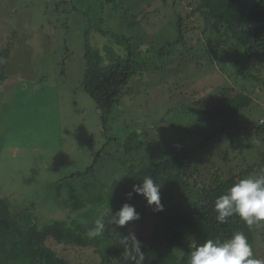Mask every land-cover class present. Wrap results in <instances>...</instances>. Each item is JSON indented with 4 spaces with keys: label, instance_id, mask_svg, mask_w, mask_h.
Returning <instances> with one entry per match:
<instances>
[{
    "label": "rangeland",
    "instance_id": "1",
    "mask_svg": "<svg viewBox=\"0 0 264 264\" xmlns=\"http://www.w3.org/2000/svg\"><path fill=\"white\" fill-rule=\"evenodd\" d=\"M198 1L114 0L113 6L101 0H0V68L8 49L0 84V198L12 214L23 210L38 227L53 219L88 223L130 162L153 164L186 151L211 183L215 173L239 174L264 154V136L256 133L264 123V66L248 59L227 30L205 31ZM179 18L184 41L156 58L145 53L178 38ZM85 41L98 51L90 60L102 66L125 57L128 45L141 51L138 62L149 58L128 81L105 128L81 85ZM232 88L252 98L233 119L241 131L201 148L202 133L212 129L211 122L201 121V111L220 106ZM98 153L92 171L71 177L91 170ZM89 192L103 199L79 207L77 200L70 203L72 195ZM194 192L178 185L164 211L172 212ZM149 214L144 223L129 222L132 234L152 231ZM183 232L177 260L193 242L194 233ZM262 235L253 246L258 259H264ZM47 245L68 264H100L93 248H64L51 240Z\"/></svg>",
    "mask_w": 264,
    "mask_h": 264
},
{
    "label": "trees",
    "instance_id": "2",
    "mask_svg": "<svg viewBox=\"0 0 264 264\" xmlns=\"http://www.w3.org/2000/svg\"><path fill=\"white\" fill-rule=\"evenodd\" d=\"M101 3L114 6V0H101ZM198 10L206 23L205 31L218 35L221 31L227 30L248 59H255L264 66V0H199ZM182 22L183 20L179 18L178 38L172 43H165V51L161 47L158 50L148 49L145 53L152 52L156 58L168 51L166 47L170 48L173 44L183 42L185 37L183 31L186 29L180 27ZM130 25L133 26L134 22ZM124 40L127 44L131 41L127 37ZM125 51V57L117 58L114 62L102 66L90 60V54L97 55L98 51L93 50L85 41V70L81 85L83 91L94 101L103 128L106 127L114 106L118 105L120 95L128 90L130 78L141 64L146 65L149 62L148 57L143 58L142 63L138 62L137 57L139 58L141 51H134L130 45ZM7 58L8 49L1 56L3 64L0 68V84L4 80L2 70ZM226 90L227 88L221 89V91ZM231 90L233 95L226 98L220 106L201 111V121L212 123V129L202 133L205 140L201 148H204L205 143L210 140L222 139L224 136H229V132L241 131L233 119L242 109L249 107L252 98L235 88ZM256 133L264 136V123L257 126ZM100 154L98 153L94 158L93 165L90 166L91 170L87 168L83 172L72 174L71 177H81L92 171ZM255 160L239 174L229 172L228 176L223 178L221 174L215 173L211 183L204 182L198 166L193 167L186 151L177 152L172 157H164L153 164L137 165L130 162L123 174L109 188L106 204L108 203L112 212L105 216L104 231L96 238H88L86 235L87 230L93 226L94 220L88 223L66 224L63 219H53L43 222L45 224L38 227L28 223L27 220L31 217L23 210L12 214L9 204L0 198V264H68L47 245L48 240L64 248L70 246L93 248L101 258L100 264H136L130 255L126 254V249L131 251L134 246L129 223L120 227L110 222L112 215L125 203L134 206L140 214V219L135 222L144 223L149 217V209V215L153 219V229L147 236L141 233L135 234L142 244L144 260L141 264H188L193 242L185 250L181 260H177L174 254L175 249L181 245L184 230L194 233L193 241L196 245H201L208 239L223 242L235 232H243L253 249L256 235L263 234L264 221L248 225L238 216H233L226 223L221 224L216 219L214 203L238 180L252 177L254 170L256 171L254 176L264 174V154L259 153V159ZM145 177H151L161 185L162 211H154L142 196L134 194L130 199L127 197L126 194L132 191L133 185L140 184ZM178 185L183 188L191 187L195 192L172 212H165ZM71 199L70 203L77 200L74 206L79 207L99 202L103 196L102 194L94 196L93 193L76 194L72 195ZM124 237L128 239L121 242Z\"/></svg>",
    "mask_w": 264,
    "mask_h": 264
},
{
    "label": "clouds",
    "instance_id": "3",
    "mask_svg": "<svg viewBox=\"0 0 264 264\" xmlns=\"http://www.w3.org/2000/svg\"><path fill=\"white\" fill-rule=\"evenodd\" d=\"M161 185L157 184L151 177H145L138 185H133L132 191L126 195L130 199L134 194L142 196L147 205L153 207L156 212L162 211L160 202ZM217 213L216 219L224 224L233 216H238L248 225L264 221V174L247 177L238 180L229 187L225 194L220 195L214 203ZM112 212L108 203L100 210L94 220V224L87 230L88 238L100 236L105 228V216ZM140 219V214L135 207L128 203L123 204L111 217V223L120 227L129 222ZM119 237V234H117ZM124 237L121 242H125ZM134 246L131 251L126 249L130 258L141 264L144 260L142 244L134 234H131ZM134 252V255H132ZM188 264H264V259L254 256L252 246L243 232H235L230 238L223 242L208 239L201 245L193 241V250L190 252Z\"/></svg>",
    "mask_w": 264,
    "mask_h": 264
}]
</instances>
